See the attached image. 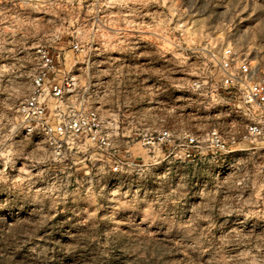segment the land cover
Returning <instances> with one entry per match:
<instances>
[{"label":"clouds","instance_id":"clouds-1","mask_svg":"<svg viewBox=\"0 0 264 264\" xmlns=\"http://www.w3.org/2000/svg\"><path fill=\"white\" fill-rule=\"evenodd\" d=\"M0 264H264V0H0Z\"/></svg>","mask_w":264,"mask_h":264}]
</instances>
